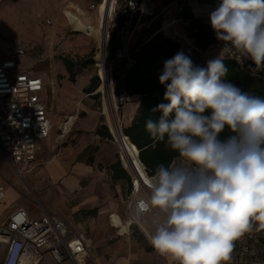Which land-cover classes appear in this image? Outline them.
I'll return each mask as SVG.
<instances>
[{"label": "clouds", "instance_id": "obj_1", "mask_svg": "<svg viewBox=\"0 0 264 264\" xmlns=\"http://www.w3.org/2000/svg\"><path fill=\"white\" fill-rule=\"evenodd\" d=\"M209 22L223 46L206 67L183 51L164 62L168 103L152 109L161 115L145 128L176 162L156 166L130 218L153 214L149 243L174 264H227L253 220L264 228V99L224 80L226 59L264 71V0H221ZM7 264H17V253Z\"/></svg>", "mask_w": 264, "mask_h": 264}, {"label": "crops", "instance_id": "obj_2", "mask_svg": "<svg viewBox=\"0 0 264 264\" xmlns=\"http://www.w3.org/2000/svg\"><path fill=\"white\" fill-rule=\"evenodd\" d=\"M72 3L76 10L80 8ZM105 5L98 4L95 15L88 13V18L87 15L81 17L106 26V13L101 11V7L106 9L114 5ZM104 26L100 31L92 28L97 39L104 36ZM48 73L51 76L52 72ZM50 80L51 86L44 100L51 112V120L57 108L55 96L62 92L58 89L56 77ZM46 85L44 83V88ZM89 85L90 80L81 86V94L63 102L51 136L39 143L36 162L23 177L17 175L0 150V188L6 195L0 201V227L19 208H25L33 218L54 213L74 229L90 236L91 257L97 264H174L154 251L136 228L126 225L131 181L114 178L112 169L115 164L121 163L120 145L114 138L96 133L104 125L113 136L115 132L109 125L110 119L114 130L119 128L123 131L130 126L138 115L141 95L123 96V106L118 105L119 108L115 109L110 90L108 99L97 98L100 89L84 93V88ZM104 101L109 110L106 114ZM70 117L73 119L72 127L68 124L66 129L70 128L69 132L60 137V130L56 131L55 126L59 129L62 121L64 123ZM126 155L132 161L130 155ZM120 168L126 171L122 164ZM261 233L264 230L253 225L252 231L234 241L231 260L227 264H264V235Z\"/></svg>", "mask_w": 264, "mask_h": 264}, {"label": "rangeland", "instance_id": "obj_3", "mask_svg": "<svg viewBox=\"0 0 264 264\" xmlns=\"http://www.w3.org/2000/svg\"><path fill=\"white\" fill-rule=\"evenodd\" d=\"M70 1L80 8L76 10ZM98 4L100 6L103 4H106L105 6L114 5V7L109 8L107 6L106 9L101 7V11L106 13L104 14L106 26L82 18L86 15L88 18V13L95 15ZM183 4L189 6L196 17L204 19L209 25V14L218 7L201 4L199 0H0V59L5 57L6 45L14 43L20 46L25 52L21 61L22 68L31 75L42 77L45 85L48 83L45 88L37 91L43 99L45 93L50 89V79L56 77L58 89L62 94L55 96L57 108L53 111L54 116L51 119L53 130V123L56 122L57 116L62 112L63 102L69 101L70 97L74 95L81 94V86L86 81L90 80L91 82V78L94 76L100 80L98 89L101 92L97 98L108 99L110 90L115 109L123 106L125 100L121 97L119 78L128 68L129 60L124 59L118 64L112 59L110 49L112 29L121 8L129 6L133 13L139 10L136 19L129 21L126 30L116 34L120 40L121 49L127 54L136 43L149 40L158 31L166 37L179 41L194 57L207 66V61L219 53L223 42L217 40L206 51L197 50L194 42L188 36L187 22L180 16ZM109 15L111 16L109 17ZM103 26L105 27L106 39H97L92 28L95 27L94 29L97 28L100 31ZM104 50L106 55L108 54L105 55L104 60L109 64L101 76L98 70L97 54L102 53L99 54L102 56ZM62 57H66L75 63L86 60L92 62L88 63L86 67L77 65L75 71L79 75H76V81L72 82ZM233 59L238 61L237 58ZM247 61L245 59L239 63L243 65ZM49 71L52 72L51 76ZM105 73L107 78H104ZM257 74L264 78V71L257 72ZM104 104L106 114L109 110L106 101ZM49 114H51L50 111ZM61 125H64L63 121ZM62 126L58 129L56 125L55 130H61ZM119 143L121 144V141ZM120 161L126 167L123 160L120 159ZM252 223L259 227L260 222L253 220ZM261 234L264 235V233Z\"/></svg>", "mask_w": 264, "mask_h": 264}, {"label": "built area", "instance_id": "obj_4", "mask_svg": "<svg viewBox=\"0 0 264 264\" xmlns=\"http://www.w3.org/2000/svg\"><path fill=\"white\" fill-rule=\"evenodd\" d=\"M24 55V50L13 43L6 45L5 57L0 59V150L22 177L36 162L39 143L52 133L48 106L37 92L44 87V80L22 68ZM124 59L129 60L128 54L118 50L115 61L119 64ZM72 120L70 117L64 122L60 137L69 132ZM116 132L113 138L120 144L123 131L118 128ZM120 149V159L126 158L128 165L124 168L131 181L126 225L136 228L149 242L154 231L153 214L134 222L130 219L134 202L146 198V179L133 167L121 144ZM141 165L148 178L150 174L142 162ZM5 196L0 188V201ZM112 223L117 227L114 220ZM91 248L92 240L87 233L74 229L54 213L33 218L25 208H19L0 227V264H7L14 252L17 264H97L91 257Z\"/></svg>", "mask_w": 264, "mask_h": 264}, {"label": "trees", "instance_id": "obj_5", "mask_svg": "<svg viewBox=\"0 0 264 264\" xmlns=\"http://www.w3.org/2000/svg\"><path fill=\"white\" fill-rule=\"evenodd\" d=\"M201 4L219 6L221 0H199ZM139 4V2H137ZM139 10L135 13L129 9V6L121 8L118 13V18L114 23L112 29L111 52L112 59L115 60L116 53L121 49L119 45L120 40L116 34L126 30L129 21L136 19ZM181 18L187 22V33L189 38L194 42V46L199 51H206L210 46L217 42L215 33L212 27L202 18L194 15L191 8L186 4L182 5L180 13ZM183 51L185 55L190 56L195 65L206 67L196 57H194L188 49L183 47L179 41L174 38L166 37L160 32L156 31L154 36L149 40L141 43H136L135 46L128 52L129 64L128 68L121 74L119 78L121 97L141 95V104L139 107L138 115L134 122L123 129V133L128 137L138 153L140 161L146 167L150 175L154 174L155 168L158 164L164 163L169 165L176 162L177 154L168 149L164 142L154 141L145 128V121L151 117L157 119L161 113L152 112V109L161 103H168L164 100L165 87L160 84L159 75L163 71L164 62L172 58L177 52ZM63 63L69 74V79L75 82L77 72L75 68L77 65L86 67L91 60L75 63L72 60L62 57ZM97 62L99 74L103 76L106 65ZM225 64L228 68V74L224 77L225 82L231 83L242 92L264 99V78L259 74L253 75L254 65L251 61L245 64H240L236 59H226ZM100 86V80L97 76L91 78L90 85L84 88L85 93H93ZM102 137L113 138L107 126H101L97 132ZM228 135L227 130L221 134V139L226 138ZM130 155L129 153H127ZM131 157V155H130ZM131 164L135 167L143 178L145 173L141 163L133 159ZM125 165H128L126 158H124ZM139 165H138V164ZM121 163L115 164L112 169L114 170L113 177L130 179L127 172L120 168Z\"/></svg>", "mask_w": 264, "mask_h": 264}, {"label": "bare ground", "instance_id": "obj_6", "mask_svg": "<svg viewBox=\"0 0 264 264\" xmlns=\"http://www.w3.org/2000/svg\"><path fill=\"white\" fill-rule=\"evenodd\" d=\"M111 15H109V17H110ZM178 34V33H177ZM98 37H100V35H97ZM102 38H105L106 39V36H105V34H104V36H102ZM99 48H101V47H99ZM101 50V49H100ZM102 52V51H101ZM104 52H105V50H104ZM99 54H102V53H98L97 54V62L99 61V60H101L102 62V65L103 64H105L106 66H107V64H109L108 62H106V60H104V58H103V55L101 56V55H99ZM105 55H106V53H105ZM108 55V54H107ZM106 55V56H107ZM108 59V58H107ZM107 61H109V60H107ZM53 63L51 62V65H52ZM54 70V69H53ZM106 70V69H105ZM104 78H107L106 77V73H105V76H104ZM51 81V80H50ZM53 89H55V87L53 88ZM52 89V90H53ZM54 91V90H53ZM56 94V93H55ZM56 105V104H55ZM110 121V127L113 129V131L116 133V130H114L115 129V127H113V124H112V120L110 119L109 120ZM117 124V123H116ZM119 125V124H118ZM116 126V125H115ZM121 127V126H120ZM122 131V130H121ZM121 145H122V147L125 149V152L126 153H129L130 155H131V157L133 158V159H136V160H138L140 163H141V161L139 160V158H138V151H137V149H136V147L132 144V143H130V141H129V139H128V137H126L125 135H122V137H121ZM123 163H124V160H123ZM125 164V163H124Z\"/></svg>", "mask_w": 264, "mask_h": 264}, {"label": "water", "instance_id": "obj_7", "mask_svg": "<svg viewBox=\"0 0 264 264\" xmlns=\"http://www.w3.org/2000/svg\"><path fill=\"white\" fill-rule=\"evenodd\" d=\"M105 53H106V52H104V54H103V58H104V59H105ZM123 135H125V134L123 133ZM139 160H140V158H139Z\"/></svg>", "mask_w": 264, "mask_h": 264}]
</instances>
